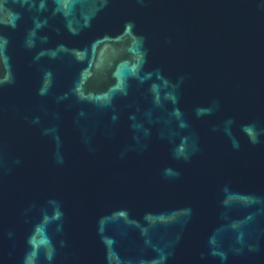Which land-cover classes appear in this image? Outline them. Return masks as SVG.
<instances>
[{
	"label": "water",
	"instance_id": "1",
	"mask_svg": "<svg viewBox=\"0 0 264 264\" xmlns=\"http://www.w3.org/2000/svg\"><path fill=\"white\" fill-rule=\"evenodd\" d=\"M0 264H264V0H0Z\"/></svg>",
	"mask_w": 264,
	"mask_h": 264
}]
</instances>
